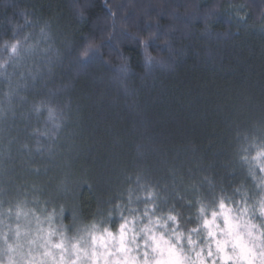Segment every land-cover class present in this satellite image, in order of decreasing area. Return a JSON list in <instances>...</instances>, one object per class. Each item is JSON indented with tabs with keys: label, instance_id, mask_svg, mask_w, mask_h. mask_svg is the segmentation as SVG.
Returning <instances> with one entry per match:
<instances>
[{
	"label": "trees",
	"instance_id": "trees-1",
	"mask_svg": "<svg viewBox=\"0 0 264 264\" xmlns=\"http://www.w3.org/2000/svg\"><path fill=\"white\" fill-rule=\"evenodd\" d=\"M108 5L118 12L111 40ZM22 9L53 18L60 55L37 53L2 70L0 228L19 223L35 233L33 212L47 229L44 217L63 207L53 225L71 237L78 222L106 220L117 203L125 216L142 215L152 191L157 215L172 210L187 229L198 223L200 202L236 201L244 191L258 197L241 157L246 147L254 154L253 125L264 120V0H0V42L28 32L36 38L30 26L13 33ZM148 16L158 23L146 25ZM154 27L161 40L148 47L164 64L149 68L136 37ZM85 35L104 41L108 65L93 53L80 69L76 49ZM122 57L135 72L127 79L112 70L127 64ZM17 204L28 212L19 221L7 211Z\"/></svg>",
	"mask_w": 264,
	"mask_h": 264
},
{
	"label": "snow or ice",
	"instance_id": "snow-or-ice-1",
	"mask_svg": "<svg viewBox=\"0 0 264 264\" xmlns=\"http://www.w3.org/2000/svg\"><path fill=\"white\" fill-rule=\"evenodd\" d=\"M112 27L109 40L115 35L114 17ZM11 51L15 54L16 47ZM85 52L86 58L95 53L91 49ZM77 63L80 64L79 58ZM49 118L55 119L51 110ZM254 159L264 164V156ZM244 160L247 162L248 156ZM256 169L264 172V166L253 163L250 175L257 176ZM256 198V194L250 197L247 193L242 194L239 203L223 195L218 202L215 199L200 202L197 225L186 229L179 214L172 210L166 216L157 215L155 193L148 191L142 215L129 209V216H125L117 203L109 209L103 223L111 224L112 217L119 212L118 230L97 229L93 225L86 229L89 239L83 243L76 236L69 237L66 228L53 226L56 215L62 218L65 211L61 207L57 213L54 207L47 229L38 227L33 233L22 229L19 223L14 229L10 225L8 230L0 228V264H264V201L257 204ZM131 202L130 192L129 204ZM7 211L8 216L14 214L17 221L28 215L22 204H17L15 210L9 207ZM73 220H76L75 209ZM3 224L0 219V225Z\"/></svg>",
	"mask_w": 264,
	"mask_h": 264
},
{
	"label": "clouds",
	"instance_id": "clouds-1",
	"mask_svg": "<svg viewBox=\"0 0 264 264\" xmlns=\"http://www.w3.org/2000/svg\"><path fill=\"white\" fill-rule=\"evenodd\" d=\"M75 6L79 9L76 15V19L82 20L85 17L84 9L78 4H76ZM108 6L112 9V5H108ZM19 15L23 19V24L13 25L14 35L17 29L23 28L24 26H30L35 31L36 38L31 39L33 33L28 32L24 34L22 39L17 38L11 41L4 40L0 42V53L3 54V55H0V76L4 75V72L2 70H5L6 67L9 65V63L12 62L13 60L19 61L25 57H31L32 55L37 54V53L43 56H47L49 59H52L53 57L59 58V55H60L59 48L56 46V36H55L54 29H53V18L36 17L34 19L30 10H27V9L20 10ZM123 15L124 14L121 13V16ZM117 16H118L117 10L112 9L111 17L108 20L109 24L111 25V28L109 29L108 34H107L108 40H109V35L113 33V27H112L113 17L115 18V29L117 27V19H116ZM157 23H158L157 20L153 19L151 16H148L145 19L146 25L150 24V25L155 26ZM119 28L121 32L128 33L130 26L128 25L125 19L121 18L119 21ZM157 38L161 40V35L158 29L155 27L152 30H149L146 34L144 35L138 34L136 37V39L139 40L141 58L143 60V66L145 67L151 68L156 65L162 66L164 64V61L157 59L154 52L150 51L148 47L149 41L156 40ZM103 42L104 41L102 40L90 38L85 35L84 43L78 49H76V51L78 52V58L80 62H83L86 60L85 50L91 49L97 55L101 56L102 64L108 65L110 63L109 59L105 57L104 55H101ZM13 46H15L17 50L15 54H13L11 51ZM90 55L91 54H88L87 58ZM124 59L127 61L126 69L124 68V65H120V66L113 68L112 70L120 78L127 79L128 77L134 75L135 72L131 66L130 58L125 57ZM79 67L82 70H86L84 67L81 66V64H79ZM47 110H48V118H49V110H51L54 116L56 117L55 108L48 107ZM39 111H40V108H39ZM49 120H54V119L49 118ZM61 126H62L61 123L54 124V127L57 130ZM253 126L254 127L258 126V130L260 132L259 138L257 139L256 137H253V140L251 144L249 145V147L254 150V154H251L249 152V148L246 147L248 151L245 152V155L241 157V159L249 165V168L253 163H255L258 167L264 166V164H262L260 161L254 159L255 157H258V156H264V120H262L261 122H258V125L254 124ZM244 139L248 140L247 135H245ZM245 156H248L247 162L244 160ZM260 174L261 175L259 176L251 175L253 181L255 182V187L259 192L258 197L254 201L257 204H259L261 201H264V172H261ZM242 194H247V191H244ZM236 202L239 203V200H236ZM148 207H151V205H149ZM50 214L51 212H49L47 216L44 217V220L47 221L48 225H49ZM34 216H36L37 227H39V225L42 223L41 218L40 216L36 215L35 212H34ZM37 217L39 218L38 220H37ZM138 219L139 217H137V220ZM103 221H104L103 219H100V220L94 219L89 222H78L75 225V234L73 236H76L77 239H80L81 242L83 243L84 241H87L89 239L86 229L91 228V226L93 225H95L97 229L109 227L107 224H104ZM54 227H56L57 229L61 227L65 228L63 224H60L59 226H54Z\"/></svg>",
	"mask_w": 264,
	"mask_h": 264
}]
</instances>
